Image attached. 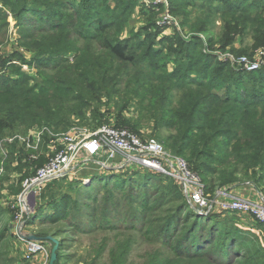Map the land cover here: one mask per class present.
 Masks as SVG:
<instances>
[{"label": "trees", "instance_id": "trees-1", "mask_svg": "<svg viewBox=\"0 0 264 264\" xmlns=\"http://www.w3.org/2000/svg\"><path fill=\"white\" fill-rule=\"evenodd\" d=\"M75 1L78 0H31L26 7V0H4L16 24L17 45L40 54L25 60L16 51L1 61L0 137L10 129L15 133L33 126L52 128L62 119L67 120L62 131L66 132L71 116L87 102L99 100L102 92L112 100L122 91L123 97L133 94L143 103L142 117L153 122L154 137L163 142L166 150L186 156L195 169H202L208 194L214 195L223 187L241 186H253L264 194V75L256 77L258 82L252 89H243L245 83L228 71V65L209 52L199 51L205 41L193 37L185 42L179 35L169 43L177 44L174 51L179 52L184 65L171 73L163 67L156 75L158 65L149 57L157 60L163 54L162 44L159 50H153V55H144V51L152 52L154 41L112 37L114 33L121 34V26L117 27L131 6L123 5L120 13L124 14L104 19L92 13L95 1L103 0H79L81 4L91 3L89 12L76 6ZM67 5L70 14L58 11ZM231 5V9L220 10V16L237 14L250 21V29L260 31L258 44L264 45V0ZM7 24L6 16L0 12V37L6 36ZM85 26L87 30L83 31ZM80 41L82 45L77 46ZM67 55H72L73 60ZM14 61L35 69L36 78L19 66H11ZM132 129L137 130L134 126ZM129 174H101L113 181L100 187L92 185L84 192L78 189L76 194L78 200L81 197L95 201L97 189L116 190L121 195L127 192L129 229L141 226L140 231L171 252L167 259L149 258L145 264H264L263 249L248 247L255 240L259 244L258 238L235 227V216L196 215L181 186L171 178L137 168L130 169ZM101 180L104 183V177ZM171 204H175L173 209H163ZM82 213L90 220L96 219V209H83ZM105 215L110 218L109 212ZM25 217V221L31 220ZM4 218L5 213L0 211V225ZM9 218L13 220L11 215ZM10 226L11 223L0 232V246L5 232L11 235ZM255 226L261 227L258 223ZM38 240L45 241L42 237ZM6 256L0 248V264L12 263Z\"/></svg>", "mask_w": 264, "mask_h": 264}, {"label": "rangeland", "instance_id": "rangeland-1", "mask_svg": "<svg viewBox=\"0 0 264 264\" xmlns=\"http://www.w3.org/2000/svg\"><path fill=\"white\" fill-rule=\"evenodd\" d=\"M234 2L240 6L244 4L245 0H103L102 2L95 1L92 13L97 12L100 17L106 19L120 13L123 5L131 6L130 12L125 15L117 27L119 29L121 26V31L118 30L121 34L114 33L112 37L116 40L136 39L146 41V43L154 41L150 46L152 52L148 54L147 51H144V55H153V50H159L160 44H162L163 54L157 60L154 57H149L158 65L159 70L155 71L156 75L164 70L163 67L167 69L168 73H171L184 65L178 58L179 52L174 51L177 49L175 48L177 44H170L169 39L172 40L174 35H179L182 41L190 42L193 37H199L205 41V46L199 51L209 52L219 61L228 65V71L236 73L237 77L245 83V86H242L243 89L250 90L254 83L258 82L256 77L264 75L261 73L264 71V45L258 44L260 31L250 29V21L237 14H230L223 18L220 16V10L231 9V4ZM31 4V0H26V7ZM74 4L83 9L86 8L88 12L91 8V3L81 4L79 0ZM63 7V9L58 8V11L71 13L70 6ZM198 7H203V9ZM0 12L4 13L9 24L6 27V36L0 37V41L2 40L0 49L5 55L11 56L16 52V49L25 60L33 59L35 54L39 55V51L34 52L30 47L25 49L17 45L16 24L4 7V0H0ZM84 19H87V16H84ZM76 29L79 30L80 27L76 26ZM86 30L87 26L83 31ZM209 41L210 43H208ZM81 45L82 41L77 44V46ZM15 46L16 49H14ZM71 56L67 55L66 57H70L69 60L72 61ZM242 59L259 61L261 63L259 69L249 71L246 65L240 63ZM19 66L22 70L24 65L19 63ZM25 67L27 69L22 71L35 79V69ZM213 74L212 72L211 75ZM106 87L109 89V85ZM124 94L121 91L119 95L109 100L106 93L102 92L101 95H98L99 100H91L89 104L87 102L86 106L81 107L79 113L71 116L70 124L72 126H68L69 129L72 127L91 129L109 125L133 131L132 126H134L137 130L133 132L142 141L153 139L159 142L168 155L166 158L179 156L166 150L163 142L154 137L153 122L147 120L146 116L142 117L143 103L133 94L123 97ZM66 123L67 120L62 119L55 122L53 129L51 127L48 129L53 132L57 131L56 134H59L62 133ZM43 127L46 126H33L15 133H11L12 129H10L4 132L3 137H0V211L5 213V218L0 225V232L5 231V226L10 223V231H13L15 210L11 209V205L21 196L24 180L46 163L47 149L45 146L40 147L37 161L29 162L28 157L32 151L15 138H26L33 130ZM7 140L13 143L7 144ZM179 157L188 163L193 172L203 178L202 169H195L186 156ZM94 167L95 165H89L86 170L67 177L64 183L46 184L32 195L31 203L34 206L32 209H28L27 213L31 220H24L21 230L26 238L33 237L36 240L40 237L44 238L45 241H41L44 251L42 250L33 259L26 260L23 253L25 251L24 243L17 241L7 231L0 248L7 254L8 259H12V263L9 264H50L54 250L56 257L54 264H145L149 258L159 260L169 258L170 250L152 241L144 234L145 232L140 231L141 226L134 230L129 229L131 226L126 217L129 209V203L126 200L127 192L121 195L116 190L97 189L95 201H89L87 198L85 200L81 197L78 200L76 194L78 189L84 192L83 190H90L92 185L100 187L105 182L113 181L108 176L96 175ZM137 170L148 171V169L141 168ZM129 173L130 171L123 172V176L127 177L130 175ZM152 173L159 174L155 171ZM101 177H104V183H102ZM221 189L224 187L218 190ZM261 195L264 194L259 193V197ZM211 198L215 197L212 195ZM174 207L175 204H171L163 209H173ZM74 209H79V211ZM83 209H96V219L90 220L87 216H83L87 214L86 211L84 214L82 213ZM106 209L111 211L104 212ZM108 212L110 218L105 215ZM10 215L13 217L12 221L9 218ZM119 215H122V221L119 219ZM232 216L236 217L234 218L235 227L249 231L258 238L259 244H256L255 240L248 247L262 248L264 251V227L255 226L256 221L250 217ZM38 242L40 241L38 240Z\"/></svg>", "mask_w": 264, "mask_h": 264}, {"label": "built area", "instance_id": "built-area-1", "mask_svg": "<svg viewBox=\"0 0 264 264\" xmlns=\"http://www.w3.org/2000/svg\"><path fill=\"white\" fill-rule=\"evenodd\" d=\"M5 58L7 57L0 49V73L1 61ZM240 63L246 65L249 71L259 69L261 64L259 61L247 59H242ZM10 64L19 66L16 61ZM26 69L22 66V70ZM15 139L32 151L28 157L29 162L37 161L38 151L42 145L47 149L46 163L24 180L21 196L11 205V209L15 210V224L11 234L17 241L24 243L23 253L26 260L33 259L44 251L41 241L38 242L33 237L26 238L21 230L28 209L34 206L31 203L32 195L46 184L76 175L86 170L89 165H95L94 171L100 174L123 173L132 168L155 171L181 186L194 213L199 216L241 215L250 217L264 227V195L254 201L238 196L218 199L216 198L218 194L225 195V191L218 190L213 195L215 198H211L212 195L206 192L200 175L193 172L183 158L179 156L166 158L168 155L159 142L153 139L142 141L129 129L109 125L91 129L72 127L66 132L56 134L43 127L33 130L26 138ZM6 143L13 142L7 140Z\"/></svg>", "mask_w": 264, "mask_h": 264}, {"label": "crops", "instance_id": "crops-1", "mask_svg": "<svg viewBox=\"0 0 264 264\" xmlns=\"http://www.w3.org/2000/svg\"><path fill=\"white\" fill-rule=\"evenodd\" d=\"M16 48L17 47L15 46L14 49ZM16 51L19 53L18 49H16ZM221 190L225 191V195L221 196L218 194L216 197L218 199H229L232 196H238V197H242V198H246V199L254 201L258 199L259 197V192H257L253 186L228 187V188H224Z\"/></svg>", "mask_w": 264, "mask_h": 264}, {"label": "water", "instance_id": "water-1", "mask_svg": "<svg viewBox=\"0 0 264 264\" xmlns=\"http://www.w3.org/2000/svg\"><path fill=\"white\" fill-rule=\"evenodd\" d=\"M55 259H56V257H55V250H54L52 253V256H51L50 264H54Z\"/></svg>", "mask_w": 264, "mask_h": 264}]
</instances>
